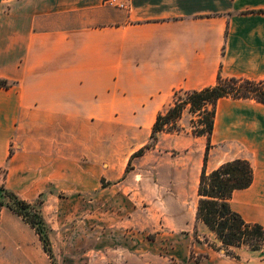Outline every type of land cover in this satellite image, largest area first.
<instances>
[{
	"label": "crops",
	"instance_id": "0c3cea01",
	"mask_svg": "<svg viewBox=\"0 0 264 264\" xmlns=\"http://www.w3.org/2000/svg\"><path fill=\"white\" fill-rule=\"evenodd\" d=\"M119 1L124 7L107 0L0 1V80L7 83L0 85V184L26 202L42 200L53 243L64 197L88 204V235L95 234L97 191L110 204L112 173L126 172L149 143L130 145L129 126H143L138 137L150 141L175 91L214 86L220 74L264 82V0ZM187 115L186 132L161 133L155 149L137 159L152 155L159 167L167 161L169 188L198 196L208 140L190 132ZM211 141L209 172L235 159L251 163L253 183L234 192L231 206L264 226V104L220 99ZM104 217L103 246L126 244L136 221L118 216L113 225ZM186 239L189 246H176L170 263L264 264V248H235L230 257L201 247L195 260L193 237ZM0 264H52L36 229L6 205Z\"/></svg>",
	"mask_w": 264,
	"mask_h": 264
},
{
	"label": "rangeland",
	"instance_id": "374dc122",
	"mask_svg": "<svg viewBox=\"0 0 264 264\" xmlns=\"http://www.w3.org/2000/svg\"><path fill=\"white\" fill-rule=\"evenodd\" d=\"M187 116L191 120L199 119L197 114ZM115 128L113 126V132H125ZM192 128L194 127L190 122L188 129ZM143 129V126H129L126 129L132 138L130 145L150 142L146 136L138 137V134H143ZM161 160L163 164L159 167L158 162L153 161L152 155L144 159L136 158L126 172L116 170L112 173V180L116 185L105 191L106 196H111L112 202L104 204L103 191H97V196L101 195L91 210L96 215L93 222L95 234L91 238L88 235V204L82 198L76 201V198L64 197V212L56 223L59 229L54 243V230L51 226L47 224L48 229L44 230L51 242L52 264H113L116 260H127L128 264H145L148 261L155 264H173L169 261L174 248L178 246L179 251L183 252L189 246L185 242L187 234L193 237L191 257L195 260L203 257L200 253L201 247H222L217 235L196 218L197 192L191 194L189 191L185 194L181 189L169 188L167 161L162 158ZM104 185L107 186L106 183ZM175 196H187L188 204H182L180 198L174 199ZM6 201L14 204L8 198ZM22 212L30 220L37 221L33 210ZM105 215L111 216L113 225L116 223L114 219H119L118 216L136 221L135 228L126 229V244L113 245L108 241L107 248L103 246ZM39 227L42 229L41 225ZM120 248L123 250L120 251ZM227 250L231 255L237 256L234 247H228ZM260 254L264 257V251ZM231 255L228 256L233 257Z\"/></svg>",
	"mask_w": 264,
	"mask_h": 264
},
{
	"label": "trees",
	"instance_id": "16d2710c",
	"mask_svg": "<svg viewBox=\"0 0 264 264\" xmlns=\"http://www.w3.org/2000/svg\"><path fill=\"white\" fill-rule=\"evenodd\" d=\"M0 85L6 87L7 83L0 80ZM223 98L255 100L264 104V82L243 78H224L220 74L214 86L202 90L175 91L172 103L157 116L150 142L132 155L127 170L130 168L132 160L155 149L161 133L181 134L186 132V129L181 125L183 117L187 113L197 114L199 119L191 120L194 128L190 132L197 137L205 136L208 142L198 186L196 218L215 233L221 241L222 247L211 246L214 250H224L227 255H231L227 250L228 247H245L251 251H261L264 248V226L257 222L246 221L231 206L234 192L247 189L253 183L254 170L251 163L245 159H235L222 164L212 172L207 169L209 153L213 147L211 138L215 127L216 107L218 101ZM6 198L13 201L14 204L6 201ZM42 203V200L34 204L26 202L0 184V209L6 205L23 216L36 229L45 250L52 258L50 238L44 232L48 226L41 211ZM23 210H33L37 221L26 217ZM39 225L42 226V229Z\"/></svg>",
	"mask_w": 264,
	"mask_h": 264
},
{
	"label": "built area",
	"instance_id": "2783aa9c",
	"mask_svg": "<svg viewBox=\"0 0 264 264\" xmlns=\"http://www.w3.org/2000/svg\"><path fill=\"white\" fill-rule=\"evenodd\" d=\"M107 2H108L109 4H112V5H116V6L124 7V4L120 3L119 0H107Z\"/></svg>",
	"mask_w": 264,
	"mask_h": 264
}]
</instances>
